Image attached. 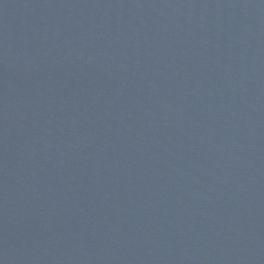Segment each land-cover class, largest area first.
Masks as SVG:
<instances>
[{"label": "water", "instance_id": "obj_1", "mask_svg": "<svg viewBox=\"0 0 264 264\" xmlns=\"http://www.w3.org/2000/svg\"><path fill=\"white\" fill-rule=\"evenodd\" d=\"M0 264H264V0H0Z\"/></svg>", "mask_w": 264, "mask_h": 264}]
</instances>
